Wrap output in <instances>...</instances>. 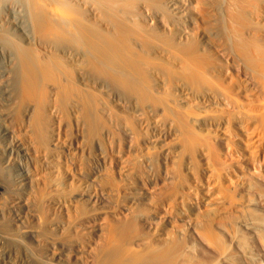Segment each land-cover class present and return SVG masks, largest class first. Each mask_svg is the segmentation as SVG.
<instances>
[{"label": "bare ground", "instance_id": "1", "mask_svg": "<svg viewBox=\"0 0 264 264\" xmlns=\"http://www.w3.org/2000/svg\"><path fill=\"white\" fill-rule=\"evenodd\" d=\"M0 164V264H264V0H0Z\"/></svg>", "mask_w": 264, "mask_h": 264}, {"label": "rangeland", "instance_id": "2", "mask_svg": "<svg viewBox=\"0 0 264 264\" xmlns=\"http://www.w3.org/2000/svg\"><path fill=\"white\" fill-rule=\"evenodd\" d=\"M58 47V49H59V47H60V45H54L53 43H51L50 44V47H49V44H47V46L45 45V48H47V50H49V53L48 54H50V52L52 51V52H54L55 53V48H57ZM51 48V49H50ZM53 48V49H52ZM18 73V72H17ZM16 73V74H17ZM18 79V80H17ZM20 79H22L21 81H20ZM14 81H12V84H11V90L13 91V92H15V94L17 93V91L19 92V90H21V88L23 87L22 86V84H23V77L21 78V74H18L17 75V77L15 76L14 77V79H13ZM63 80V81H62ZM61 80V82L63 83V84H67L68 82L67 81H65V79H62ZM15 82V83H14ZM69 84V83H68ZM67 84V85H68ZM15 87H17L16 89H15ZM17 90V91H16ZM2 165V166H1ZM6 166V167H5ZM7 171H9V173L7 172ZM11 166H8V165H6V164H0V175H1V177L2 178H8L9 177V175L11 174ZM66 201L68 200V201H70V199H65ZM65 200H63V201H65ZM261 260H263L264 261V259H261ZM260 260V261H261ZM263 261H262V263H263Z\"/></svg>", "mask_w": 264, "mask_h": 264}]
</instances>
